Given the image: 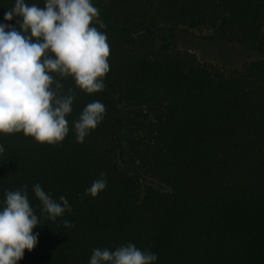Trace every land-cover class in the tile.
Instances as JSON below:
<instances>
[{"label": "trees", "instance_id": "16d2710c", "mask_svg": "<svg viewBox=\"0 0 264 264\" xmlns=\"http://www.w3.org/2000/svg\"><path fill=\"white\" fill-rule=\"evenodd\" d=\"M13 3L0 0V22ZM92 3L100 12L92 26L110 49L104 90L62 81L76 99L61 143L0 134V206L6 191L27 186L40 216L35 184L71 206L55 221L41 217L38 244L18 264H89L93 249L128 243L157 254L156 264H264V0ZM181 27L260 57L239 70L203 63L173 49ZM95 100L104 118L78 143L71 122ZM101 174L105 190L85 195Z\"/></svg>", "mask_w": 264, "mask_h": 264}, {"label": "clouds", "instance_id": "9594fccd", "mask_svg": "<svg viewBox=\"0 0 264 264\" xmlns=\"http://www.w3.org/2000/svg\"><path fill=\"white\" fill-rule=\"evenodd\" d=\"M92 0H44L41 7L28 0H14L0 22V134L23 133L37 143L55 145L64 141L70 128L67 117L76 99L62 81L71 78L86 94L105 88L110 71L106 33L92 26L99 17ZM15 18V25L7 23ZM105 105L95 100L73 120L76 141L85 138L103 120ZM5 151L0 145V154ZM106 176L94 180L85 195L96 197L105 190ZM41 204L38 216L29 200L27 186L5 192L0 206V264H18L25 250L38 244L41 217L55 221L71 206L64 196L59 202L39 184L32 187ZM65 228L74 224L64 220ZM157 254L133 243L115 250L95 248L89 264H156Z\"/></svg>", "mask_w": 264, "mask_h": 264}, {"label": "rangeland", "instance_id": "374dc122", "mask_svg": "<svg viewBox=\"0 0 264 264\" xmlns=\"http://www.w3.org/2000/svg\"><path fill=\"white\" fill-rule=\"evenodd\" d=\"M164 35L163 31L158 33L159 38ZM212 35V31L201 28H178L173 40V49L176 51L188 50L203 63L231 70H239L245 62L260 57L258 52L246 50L233 40L211 38ZM141 182L144 186L160 187L148 177L143 176Z\"/></svg>", "mask_w": 264, "mask_h": 264}]
</instances>
